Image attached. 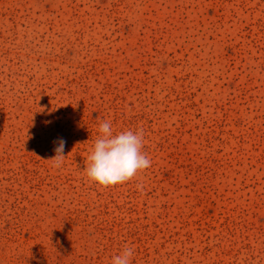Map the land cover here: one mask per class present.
I'll list each match as a JSON object with an SVG mask.
<instances>
[{"label": "rangeland", "instance_id": "1", "mask_svg": "<svg viewBox=\"0 0 264 264\" xmlns=\"http://www.w3.org/2000/svg\"><path fill=\"white\" fill-rule=\"evenodd\" d=\"M105 121L151 160L110 187L86 172ZM126 246L264 264V0H0V264Z\"/></svg>", "mask_w": 264, "mask_h": 264}, {"label": "clouds", "instance_id": "2", "mask_svg": "<svg viewBox=\"0 0 264 264\" xmlns=\"http://www.w3.org/2000/svg\"><path fill=\"white\" fill-rule=\"evenodd\" d=\"M65 141L61 139L51 158L53 166L59 168L63 163ZM143 133L131 130L115 133L110 121L99 125L90 154L87 157V177L99 186L110 187L130 181L137 173L149 168L151 160L143 153ZM134 247H124L111 257V264H132Z\"/></svg>", "mask_w": 264, "mask_h": 264}]
</instances>
